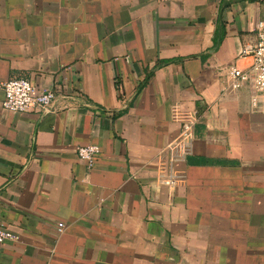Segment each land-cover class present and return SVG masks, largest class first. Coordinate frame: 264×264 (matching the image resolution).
Returning a JSON list of instances; mask_svg holds the SVG:
<instances>
[{"label": "crops", "instance_id": "1", "mask_svg": "<svg viewBox=\"0 0 264 264\" xmlns=\"http://www.w3.org/2000/svg\"><path fill=\"white\" fill-rule=\"evenodd\" d=\"M261 0H0V264H264V96L226 68ZM195 123L184 148L172 107ZM101 148L91 167L80 145ZM61 226V230L58 228Z\"/></svg>", "mask_w": 264, "mask_h": 264}, {"label": "built area", "instance_id": "2", "mask_svg": "<svg viewBox=\"0 0 264 264\" xmlns=\"http://www.w3.org/2000/svg\"><path fill=\"white\" fill-rule=\"evenodd\" d=\"M261 3V16L256 22L257 38L253 43L244 45L238 54L240 57L250 58V64L246 68H240L236 64H230L226 68L229 89L236 90L248 85L252 91L251 102L254 108L258 107L260 99L264 96V0H261ZM0 88L3 91L2 107L8 111L21 113L52 109L54 90L37 86L28 78L1 79ZM172 118L180 124V133L175 144L182 149L190 138L195 118L192 114L181 110L178 105L172 107ZM100 151L101 148L93 143L80 145L77 148L78 156L91 167L95 164ZM58 230H61V226ZM17 238L16 234L0 222V243Z\"/></svg>", "mask_w": 264, "mask_h": 264}]
</instances>
